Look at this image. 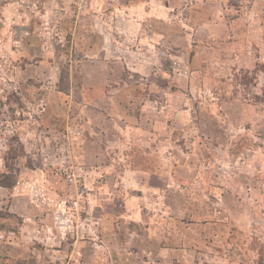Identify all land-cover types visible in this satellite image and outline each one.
Segmentation results:
<instances>
[{
  "label": "rangeland",
  "instance_id": "obj_1",
  "mask_svg": "<svg viewBox=\"0 0 264 264\" xmlns=\"http://www.w3.org/2000/svg\"><path fill=\"white\" fill-rule=\"evenodd\" d=\"M263 67L264 0H0V264H255Z\"/></svg>",
  "mask_w": 264,
  "mask_h": 264
},
{
  "label": "trees",
  "instance_id": "obj_2",
  "mask_svg": "<svg viewBox=\"0 0 264 264\" xmlns=\"http://www.w3.org/2000/svg\"><path fill=\"white\" fill-rule=\"evenodd\" d=\"M259 71H264V67L263 69H259ZM262 93L264 95V89L262 90ZM3 180H5V182L0 181V186L2 187H10L12 186V182H10L9 180L11 179V177H9L8 175H3ZM255 264H264V253L261 250L257 251V258H256V263Z\"/></svg>",
  "mask_w": 264,
  "mask_h": 264
},
{
  "label": "crops",
  "instance_id": "obj_3",
  "mask_svg": "<svg viewBox=\"0 0 264 264\" xmlns=\"http://www.w3.org/2000/svg\"><path fill=\"white\" fill-rule=\"evenodd\" d=\"M128 4L130 5L131 4V2H128ZM261 72V71H260ZM263 88V87H262Z\"/></svg>",
  "mask_w": 264,
  "mask_h": 264
}]
</instances>
